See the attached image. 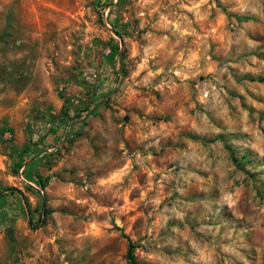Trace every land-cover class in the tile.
I'll list each match as a JSON object with an SVG mask.
<instances>
[{
    "label": "rangeland",
    "instance_id": "obj_1",
    "mask_svg": "<svg viewBox=\"0 0 264 264\" xmlns=\"http://www.w3.org/2000/svg\"><path fill=\"white\" fill-rule=\"evenodd\" d=\"M125 237L264 264V0H0V264Z\"/></svg>",
    "mask_w": 264,
    "mask_h": 264
},
{
    "label": "trees",
    "instance_id": "obj_2",
    "mask_svg": "<svg viewBox=\"0 0 264 264\" xmlns=\"http://www.w3.org/2000/svg\"><path fill=\"white\" fill-rule=\"evenodd\" d=\"M257 80H260V79L257 78ZM36 182H37V184H38L39 186L42 185L41 182H40L39 180H37ZM42 214H43V212H42ZM125 238H126V237H125ZM126 241H127V245H126V258H127V260H128V263H129V264H145V263H143V262L138 261V260L135 258L134 254H133V248H134V244H133V242H132L129 238H126Z\"/></svg>",
    "mask_w": 264,
    "mask_h": 264
},
{
    "label": "built area",
    "instance_id": "obj_3",
    "mask_svg": "<svg viewBox=\"0 0 264 264\" xmlns=\"http://www.w3.org/2000/svg\"><path fill=\"white\" fill-rule=\"evenodd\" d=\"M18 179L19 180H22V181H25V179L23 178V175H22L21 171L18 172Z\"/></svg>",
    "mask_w": 264,
    "mask_h": 264
}]
</instances>
